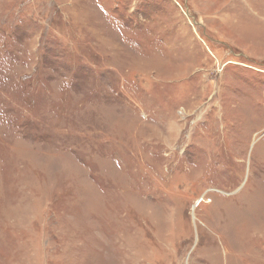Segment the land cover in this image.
<instances>
[{"label": "rangeland", "instance_id": "1", "mask_svg": "<svg viewBox=\"0 0 264 264\" xmlns=\"http://www.w3.org/2000/svg\"><path fill=\"white\" fill-rule=\"evenodd\" d=\"M0 264H264V0H0Z\"/></svg>", "mask_w": 264, "mask_h": 264}, {"label": "bare ground", "instance_id": "2", "mask_svg": "<svg viewBox=\"0 0 264 264\" xmlns=\"http://www.w3.org/2000/svg\"><path fill=\"white\" fill-rule=\"evenodd\" d=\"M246 211H248V210H246ZM250 211V210H249ZM247 213V212H246ZM246 213L244 212V214L246 215ZM244 215V216H245ZM250 215V214H249ZM247 218V217H246ZM253 221V220H252ZM254 224V223H253ZM248 228H250L249 229V231H251L252 233H250L251 235H250V237H251V240L253 241V244L254 245H257V242H256V236H257V233H258V230H257V227L255 226V227H250V226H248V223L246 222L245 223V230H248ZM258 229H259V227H258ZM248 232V231H247ZM259 235V234H258ZM247 236H249V235H247ZM219 237V236H218ZM249 237V238H250ZM233 244V243H232ZM234 246V245H233ZM232 245H231V247H233ZM225 247V246H224ZM227 249V248H226ZM230 249V248H229ZM226 252H227V250H225ZM230 251V250H229ZM217 253V252H216ZM230 253V252H229ZM234 253V252H233ZM215 254V253H214ZM221 255V254H220ZM233 257V256H232ZM223 259V258H222Z\"/></svg>", "mask_w": 264, "mask_h": 264}]
</instances>
